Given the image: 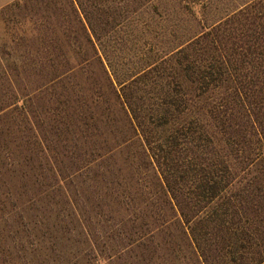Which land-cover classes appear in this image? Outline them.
Segmentation results:
<instances>
[{"label":"trees","instance_id":"obj_1","mask_svg":"<svg viewBox=\"0 0 264 264\" xmlns=\"http://www.w3.org/2000/svg\"><path fill=\"white\" fill-rule=\"evenodd\" d=\"M158 3L0 10L31 23L7 46L28 54L0 58V264H76L68 223L87 238L112 221L120 248L161 249L168 211L200 264H264V0L174 28L160 64L117 78L103 38L141 10L161 17Z\"/></svg>","mask_w":264,"mask_h":264},{"label":"rangeland","instance_id":"obj_2","mask_svg":"<svg viewBox=\"0 0 264 264\" xmlns=\"http://www.w3.org/2000/svg\"><path fill=\"white\" fill-rule=\"evenodd\" d=\"M14 1L17 0H0V10ZM245 1L247 0H194L196 3L190 4L191 12L197 14L190 16L189 13H179L174 7L175 0H159L156 12L161 17L153 12V8L141 10L136 19L103 38L101 48L106 54L105 62L109 72H114L117 78L123 79L135 72H143L141 70L148 65L160 64L173 40L171 30L178 27L186 34L195 28L196 22L193 19L217 20ZM20 21L19 17L13 18L10 12L0 15V58L20 60L26 56L27 52L22 49L7 48L14 44V40L23 43L25 40L21 38H28V31L25 29L31 23ZM4 71L0 65V72ZM158 72H165L162 66ZM147 180V185H151V180ZM48 199L44 198L40 204L45 206ZM50 199L58 200L53 197ZM167 215H173V218L167 223L165 232L158 237L159 241L162 238L165 240L161 249L134 245L126 249L120 248L124 233L115 232L114 227L110 226L112 221L102 225L95 223L96 229L90 231L87 238L77 235L76 230H73L74 224L68 223L72 237L66 254L76 264H200L191 241L184 234L179 215H175L174 211H168ZM50 222L44 220L46 224Z\"/></svg>","mask_w":264,"mask_h":264}]
</instances>
